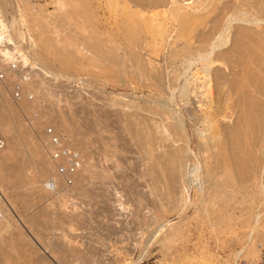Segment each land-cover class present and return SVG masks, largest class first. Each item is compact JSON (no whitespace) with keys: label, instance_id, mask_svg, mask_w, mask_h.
I'll return each mask as SVG.
<instances>
[{"label":"rangeland","instance_id":"rangeland-1","mask_svg":"<svg viewBox=\"0 0 264 264\" xmlns=\"http://www.w3.org/2000/svg\"><path fill=\"white\" fill-rule=\"evenodd\" d=\"M119 10L122 5L114 10L111 0H0V14L17 41L12 51L28 57L27 63L17 57L18 74L0 51V126L7 129L0 133V194L11 209L5 214L0 202L10 226L0 234V264H264V178L251 186L245 212L234 199L196 214L194 188L182 187L174 204L159 202L162 183L151 184L150 138L139 124L149 115L151 89L130 61L126 67L119 63L121 54L111 50L105 56L89 45L90 29L101 28L100 20L113 19ZM242 25L254 28L236 22L231 37ZM199 29L207 32L209 26ZM16 83L22 99L14 97ZM93 119L106 129L92 145L84 144L80 138ZM48 127L64 134L81 164L74 184H61L51 194L43 186V195L30 187L26 159L35 152L38 167L56 170L50 152H43Z\"/></svg>","mask_w":264,"mask_h":264},{"label":"bare ground","instance_id":"bare-ground-1","mask_svg":"<svg viewBox=\"0 0 264 264\" xmlns=\"http://www.w3.org/2000/svg\"><path fill=\"white\" fill-rule=\"evenodd\" d=\"M181 1L171 0L169 6L167 0H111L114 10L118 4L123 10L113 19L103 17L101 28L92 23L89 45L105 56L111 50L121 54L119 63L126 67L130 61L132 70L145 78L144 85L151 89L149 115L140 118L139 124L150 138L151 184L162 183L159 202L174 204L182 187L187 192L194 188L196 214L209 212L216 205L227 206L234 199L245 212L251 186L264 178V0H193L187 5ZM201 4L206 10L201 11ZM210 10L215 13L213 18H208ZM236 22L254 28L239 26L233 38ZM201 25L209 26L208 31L198 30ZM98 29L105 37L102 44L96 41ZM20 30L16 32L21 40L24 33ZM11 38L16 47V39ZM228 44L232 49L221 52ZM12 49L0 47L4 58L14 59ZM19 57L27 63V56ZM0 97L5 100L1 89ZM3 109L7 114L11 108L6 104ZM105 129L106 125L94 120L80 141L92 145L96 133ZM6 130L0 126V133ZM46 139L43 152L49 156L53 147L48 134ZM29 153L26 163L34 193L45 194L42 187L49 190L50 180L56 184L50 194L67 184L57 165L64 158L55 162L48 157L56 168L51 172L45 163L38 167L36 153ZM47 175H51L49 180H45ZM75 177V173L69 176L73 184ZM3 199L0 194L6 214L11 209ZM184 200L193 205L189 197ZM1 203L0 234L10 227Z\"/></svg>","mask_w":264,"mask_h":264},{"label":"built area","instance_id":"built-area-1","mask_svg":"<svg viewBox=\"0 0 264 264\" xmlns=\"http://www.w3.org/2000/svg\"><path fill=\"white\" fill-rule=\"evenodd\" d=\"M9 31L7 28V22L4 16L0 14V47H5V46H10L14 47L13 44L10 43L9 40ZM12 56L14 59L10 60L9 67L12 72L18 73L20 72L21 68V62L17 57H19V54L16 50L12 51ZM3 57V56H2ZM29 75V72L27 69L23 71V76L24 78H27ZM0 77L3 78L4 74L3 72H0ZM21 78V76H20ZM19 83V82H18ZM14 84V97L16 99H22L23 95V90H21V85L20 84ZM28 95V93L26 94ZM29 95H32L30 93ZM46 133L50 136V144L53 147V151L50 152V155L52 159L57 162L58 160L61 161L63 158L65 159V163H57L58 165V172L61 174H64L65 179H67V183H71V178H69L70 175L75 173L77 168L80 166V155L77 149L72 148L66 143L64 137L62 138L61 134L55 131L53 127H48L46 128ZM2 143V141L0 142ZM56 187V184L54 183L53 180H50L48 183V188L54 189ZM0 217H1V210H0Z\"/></svg>","mask_w":264,"mask_h":264}]
</instances>
